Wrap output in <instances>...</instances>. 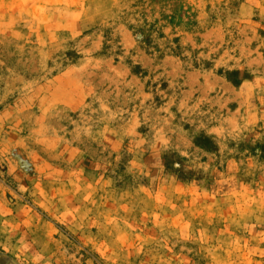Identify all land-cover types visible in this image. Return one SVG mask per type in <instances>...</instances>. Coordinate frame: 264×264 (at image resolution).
Instances as JSON below:
<instances>
[{"label":"rangeland","instance_id":"374dc122","mask_svg":"<svg viewBox=\"0 0 264 264\" xmlns=\"http://www.w3.org/2000/svg\"><path fill=\"white\" fill-rule=\"evenodd\" d=\"M0 264H264V0H0Z\"/></svg>","mask_w":264,"mask_h":264}]
</instances>
